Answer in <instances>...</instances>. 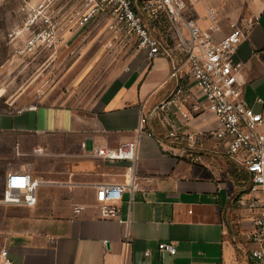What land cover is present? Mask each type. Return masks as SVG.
<instances>
[{
  "label": "crops",
  "instance_id": "0c3cea01",
  "mask_svg": "<svg viewBox=\"0 0 264 264\" xmlns=\"http://www.w3.org/2000/svg\"><path fill=\"white\" fill-rule=\"evenodd\" d=\"M185 1L203 29L209 24L207 10L217 12L216 42L232 24L245 28L246 39L234 56L241 64L238 84L245 101L264 115V0ZM149 23L152 33L174 48L167 17ZM184 34L189 36L186 29ZM185 57L175 49L150 60L147 50L136 45L127 68L88 114L62 104L0 109L4 188L11 172H27L42 182L33 207L0 202L5 207L0 210V264L3 250L12 264H251L263 194L251 191L242 162L215 138L198 142L199 163L166 151L157 139L167 137L158 120L149 123L158 137L137 131L142 106L158 108L185 76V71L178 78L172 75ZM188 85L204 108L194 112L187 129L217 130L220 124L205 108L199 88L193 81ZM172 118L183 131L178 118ZM132 139L139 141L136 187L117 203L120 218H105L97 186L128 181L130 163L98 157L95 149ZM162 242L175 243L176 254L161 252Z\"/></svg>",
  "mask_w": 264,
  "mask_h": 264
},
{
  "label": "built area",
  "instance_id": "2783aa9c",
  "mask_svg": "<svg viewBox=\"0 0 264 264\" xmlns=\"http://www.w3.org/2000/svg\"><path fill=\"white\" fill-rule=\"evenodd\" d=\"M21 1L22 21L9 32L8 37L11 41L22 43L23 50L28 53L55 47L66 26L82 28L104 19L111 31L130 33L137 47L147 50L150 60L170 55L175 49L185 53L184 62L176 66L172 73L178 78L180 72L185 71V76L158 108L151 110L146 105L142 106L138 134L158 137L149 129L150 121L158 120L167 132L166 138H157L162 148L177 152L193 163L201 161L196 152L199 141L215 138L226 145L228 155L242 162L250 174L251 191H261L263 194V211L254 220L252 236L257 248L251 251L250 258L251 264H264V115L255 111L243 98L238 84L241 64L234 61L238 47L246 39L245 28L232 24L231 31L216 42L212 33L218 29L217 12L207 10L209 24L207 29H203L191 17L185 0H67L66 4L64 0ZM163 14L170 21L167 37L168 40L173 39L174 48L168 45V41L155 36L149 26V20L157 21ZM184 29L189 33L188 37ZM191 81L205 98V108L218 120L220 127L217 130L195 133L187 129L195 116L194 112L204 108L190 90L188 83ZM174 115L185 127L183 131L175 126ZM138 152V139L126 141L115 148L95 149L94 154L98 157L130 163L126 170L128 181L97 186L96 198L103 217L120 218L121 210L117 203L122 200L125 191L136 187ZM5 181L1 203L29 207L37 204V190L42 183L39 178L27 172H11ZM80 209L77 207L76 212ZM159 249L171 254L177 251L173 242H162ZM150 254L149 250L145 253L146 256ZM1 255L2 264H12L6 250Z\"/></svg>",
  "mask_w": 264,
  "mask_h": 264
},
{
  "label": "rangeland",
  "instance_id": "374dc122",
  "mask_svg": "<svg viewBox=\"0 0 264 264\" xmlns=\"http://www.w3.org/2000/svg\"><path fill=\"white\" fill-rule=\"evenodd\" d=\"M22 17L21 0H0V109L43 104L69 105L80 114L97 109L104 91L127 68L137 45L134 37L96 20L82 28L66 26L55 47L28 53L8 37ZM1 170L0 165V198L5 189Z\"/></svg>",
  "mask_w": 264,
  "mask_h": 264
}]
</instances>
